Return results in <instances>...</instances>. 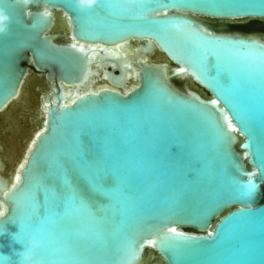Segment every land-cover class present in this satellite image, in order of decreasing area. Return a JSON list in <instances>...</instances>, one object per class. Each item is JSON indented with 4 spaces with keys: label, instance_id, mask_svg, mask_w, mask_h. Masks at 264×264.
Instances as JSON below:
<instances>
[{
    "label": "water",
    "instance_id": "95a60500",
    "mask_svg": "<svg viewBox=\"0 0 264 264\" xmlns=\"http://www.w3.org/2000/svg\"><path fill=\"white\" fill-rule=\"evenodd\" d=\"M104 2L115 7L102 13L78 0H0L8 17L0 33V120L27 74L36 77L29 102L15 110L22 130L15 150L13 121L0 122L8 147L0 151V205L8 208L0 255L17 264L23 224L25 239L54 226L79 264H264V34L229 28L264 24L259 0ZM188 3L200 8L162 7ZM217 3L230 7H211ZM54 13L67 21V34L49 32ZM154 52L168 66L150 59ZM103 82L114 89L69 101ZM100 114L110 117L107 132L85 126L83 118ZM105 162L128 170L121 179L128 201L92 190ZM248 180L256 190L245 200L238 186ZM70 189L90 207L66 211ZM40 255L54 258L46 240Z\"/></svg>",
    "mask_w": 264,
    "mask_h": 264
},
{
    "label": "snow or ice",
    "instance_id": "6c2138e0",
    "mask_svg": "<svg viewBox=\"0 0 264 264\" xmlns=\"http://www.w3.org/2000/svg\"><path fill=\"white\" fill-rule=\"evenodd\" d=\"M142 7L149 8L148 5H141ZM187 7V8H195L199 9L200 5L197 3H188L186 5H163L162 7ZM115 7V5H110L104 2V0H101L99 4H96V8L99 9L102 13H106L109 9ZM212 8H225L230 7L229 5H223V4H213L211 5ZM255 7V6H253ZM152 11H155V9H151ZM258 10L261 14H264V0H259V6ZM3 12V10H0ZM4 13V12H3ZM183 71V69H182ZM219 81L226 84V80L224 78L219 77ZM213 104H216L217 102L215 100L212 101ZM131 108H125L121 111L126 114L128 111H131ZM85 121V126H94L98 131H104L107 132L110 125V117L104 114L91 116V117H85L83 118ZM227 128L229 130L235 131L233 128L232 121L229 120L227 123ZM128 170L118 167L115 163L112 162H105L102 174L99 175L98 179L94 180V184L92 187V190L104 194L108 197L110 201L116 200L118 202H126L131 197L129 195L127 187L121 182L122 175H127ZM256 185L253 181L248 180L243 185L238 186V194L245 198V200H249L252 195L255 193ZM24 198L25 207H31L34 200L35 195L30 190L27 189L26 195ZM64 204H65V210L69 209H82L85 207H90L87 200L84 198V196L77 192L74 189H70L69 193L66 194L64 198ZM35 218V217H33ZM54 226L46 229L44 231V234L39 238L41 241V247L39 249H36V254L38 257L41 258L40 252L43 247L44 241H47V252L50 257L48 261H45V264H79L77 260H75L71 253L72 249L70 247L69 242L62 238L61 236L57 235L56 232L53 230ZM24 225L20 224V232L16 235L17 237H20L18 241L23 243L25 247H27V241L30 238H36L35 229L27 236V238H24ZM169 233L173 235H179L176 233L175 228H169L167 230ZM209 236L212 235V233L208 234ZM149 243H155L154 241H149ZM67 258V259H65ZM0 264H9V260L6 257H0Z\"/></svg>",
    "mask_w": 264,
    "mask_h": 264
},
{
    "label": "bare ground",
    "instance_id": "6f19581e",
    "mask_svg": "<svg viewBox=\"0 0 264 264\" xmlns=\"http://www.w3.org/2000/svg\"><path fill=\"white\" fill-rule=\"evenodd\" d=\"M54 14L56 16L57 21H56L55 25H53L51 27V29L49 30V32L50 31H55L54 33H56V32H64V33L67 34V31L69 30L67 21H65L64 17L61 14H59V13H54ZM66 38H67V35H66ZM119 50H120V48H119ZM111 54H113V55H119V53H116V49L113 50V51H111ZM128 58L131 60L132 59V55L129 54ZM150 59L163 60V62L168 66L167 60H165V58L159 52H154L150 56ZM128 63H130V62H128ZM128 66L131 67V64H128ZM175 74L177 75L176 77L179 78L180 80H185L186 79V75H184V74H179V75H178V73H175ZM33 75H34V73H31L30 75H29V73L27 74L25 80L23 81V84H22L21 90L19 92V95L16 96V99L10 104V106L7 107L3 111L2 116H1V119H3V120H5V119H7L9 117L13 121L12 123H13L14 126L13 127L10 126V128H12L11 129L12 130L11 131L12 133L9 135L10 139L8 140V142H9L10 147H11L12 150H15L16 141L20 138V135L22 133V130H20L21 128H19L18 125H17V123H16L17 116H20L21 114L20 113H17L16 114V111L15 110L18 107H21V105L23 103L29 102V99L31 97V93H30L31 85L34 83V79L36 78V77H33ZM127 81L131 84L130 89H133L136 86L134 74L128 75ZM92 82H96V81L93 80ZM103 83H105V86H101V87L100 86H98V87L95 86L94 87V86H91L90 85V86H86L84 88H80V90L78 89V94H77V92H75L74 94L72 93L73 96L72 95L70 96L71 92H68V96H70L69 101H72L73 98L76 95H80V94L87 93V92H91L92 93V92H95L96 90H98V89H100L102 87H108V88L114 89L111 86H109L106 82H103ZM127 90H128V88H124L123 92H127ZM40 114H41V111H40ZM40 130H41V128L38 129L37 132L40 131ZM1 142L2 141H0V144H1ZM0 148L1 149H7L8 147L5 144H2V145H0ZM29 148H30V143H28V145L25 147L24 152H22V158H21V161L18 163V168L21 165V162H22V160L24 158L23 157V154H25L26 151ZM12 152L15 155V151H12ZM13 153L11 154V156H8L9 164H11L13 162V159H14V158H12ZM18 168L16 166V168H15L16 171L14 172V175L12 174L11 183H13V181H14L16 175H17ZM155 255H156V253L154 251H152V250L149 251V256H155Z\"/></svg>",
    "mask_w": 264,
    "mask_h": 264
},
{
    "label": "clouds",
    "instance_id": "9594fccd",
    "mask_svg": "<svg viewBox=\"0 0 264 264\" xmlns=\"http://www.w3.org/2000/svg\"><path fill=\"white\" fill-rule=\"evenodd\" d=\"M78 3L81 8H91L97 3V0H78ZM7 19L8 17L2 11H0V33H3L5 31V28L3 27V22ZM7 213V206H0V218L5 217ZM40 247L41 241L39 239L30 238L27 241V247H24L23 251L19 254L17 264H45V261L38 257L35 251ZM0 257L6 256L0 255Z\"/></svg>",
    "mask_w": 264,
    "mask_h": 264
},
{
    "label": "flooded vegetation",
    "instance_id": "af4514ba",
    "mask_svg": "<svg viewBox=\"0 0 264 264\" xmlns=\"http://www.w3.org/2000/svg\"><path fill=\"white\" fill-rule=\"evenodd\" d=\"M250 23H251V25H253V24H258L260 26H263L264 25V24L259 23V22H250ZM246 24L241 25V26H230L229 28H230L231 31H234V30H236V31L237 30H239V31H245V32L255 31L257 33H260V31H258L259 29L258 30L257 29L253 30L254 28L253 29H250L248 26H246ZM0 141H2L1 138H0ZM2 144H5V143L2 141L0 145H2ZM0 150H1V148H0Z\"/></svg>",
    "mask_w": 264,
    "mask_h": 264
},
{
    "label": "rangeland",
    "instance_id": "374dc122",
    "mask_svg": "<svg viewBox=\"0 0 264 264\" xmlns=\"http://www.w3.org/2000/svg\"><path fill=\"white\" fill-rule=\"evenodd\" d=\"M246 26H248L250 29H253V30H255V29H259L258 31H260V33L261 34H264V25L263 26H260V25H258V24H253V25H251V23L250 22H248L247 24H246ZM234 31H236V30H234ZM236 32H241V31H239V30H237ZM243 32H245V31H243ZM250 32H255V31H250ZM58 35L61 37L62 36V33H58ZM3 120H0V122H2ZM20 121L18 120V118H17V124H20L19 123ZM21 125V124H20ZM0 126H1V124H0ZM0 131H1V133H3V132H5L6 130H2V129H0ZM1 151V150H0ZM2 152V151H1ZM151 257H154V256H151ZM150 257V258H151Z\"/></svg>",
    "mask_w": 264,
    "mask_h": 264
}]
</instances>
